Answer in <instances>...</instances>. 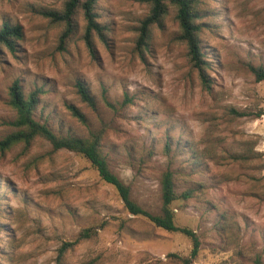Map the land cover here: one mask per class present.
Returning <instances> with one entry per match:
<instances>
[{
    "label": "rangeland",
    "instance_id": "374dc122",
    "mask_svg": "<svg viewBox=\"0 0 264 264\" xmlns=\"http://www.w3.org/2000/svg\"><path fill=\"white\" fill-rule=\"evenodd\" d=\"M197 3L210 90L178 39L174 8L139 50L150 6L98 0L106 40L95 36L92 54L81 14L59 49L64 26L42 13L61 11L64 0H0V26L20 25L24 33L16 50L0 54V140L16 130L14 82L26 96L41 89L34 118L60 136L103 131L110 169L145 210L160 213L162 178L173 173L175 223L201 241L193 264H264V81L254 72L264 67V0ZM79 82L95 108L81 99ZM103 222L62 264H181L172 255L191 254L189 237L134 216L77 153L55 150L43 137L0 150V264H58L64 243Z\"/></svg>",
    "mask_w": 264,
    "mask_h": 264
},
{
    "label": "trees",
    "instance_id": "16d2710c",
    "mask_svg": "<svg viewBox=\"0 0 264 264\" xmlns=\"http://www.w3.org/2000/svg\"><path fill=\"white\" fill-rule=\"evenodd\" d=\"M150 6V12L139 26L137 48L144 50L149 45L152 31L155 27H162L164 20L171 8L176 11V20L179 23L180 34L178 39L186 44L190 63L198 73L203 87L211 89V82L207 73L208 61L203 51L200 34L202 26L199 23L200 15L197 0H143ZM98 0H64L61 11H44L42 14L64 26L60 38L59 49L64 50L72 36L78 29V16L81 14L86 22L84 40L90 52L95 51L94 37L98 36L102 41L106 40V28L98 21L95 12ZM23 28L20 25H13L5 22L0 26V54L3 48L11 51L16 50V43L23 38ZM258 81H264V67L254 69ZM78 93L81 99L90 107H96V101L89 88L79 82ZM42 90L37 89L29 95L23 93L19 81L14 82L10 88V104L16 110V119L11 123L15 131L5 139L0 140V150L5 152L19 143L30 145L36 138L47 139L55 150L66 149L77 153L90 162L97 171L101 180L112 185L121 197L126 209L134 216L146 217L156 227L169 232H180L189 237L192 241L191 254L187 257H180L173 254L181 264H193L198 256L201 241L196 232L189 228L178 227L175 223V214L172 209L173 202L177 199L175 192L174 175L171 171L164 173L162 178V207L160 213H152L142 208L131 196L130 187L125 184L110 169L107 157L103 152V131H91L87 137L60 136L55 134L46 124L38 122L34 118V112L39 102ZM110 104V103H108ZM73 115L85 122L84 115L74 106H69ZM191 193L184 192V199L190 198ZM103 222L98 227H89L82 230L74 242L64 243L59 249L58 264H62L63 257L67 250L77 245L81 240L91 239L97 236L98 231L105 227ZM257 264H261L257 259Z\"/></svg>",
    "mask_w": 264,
    "mask_h": 264
}]
</instances>
